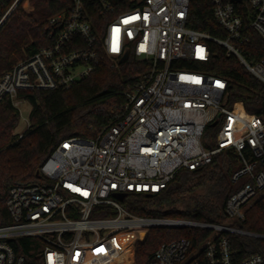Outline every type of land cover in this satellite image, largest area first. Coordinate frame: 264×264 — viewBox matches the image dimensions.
Here are the masks:
<instances>
[{
	"label": "built area",
	"instance_id": "obj_1",
	"mask_svg": "<svg viewBox=\"0 0 264 264\" xmlns=\"http://www.w3.org/2000/svg\"><path fill=\"white\" fill-rule=\"evenodd\" d=\"M192 1L55 0V11L44 22V45L24 50L25 57L0 75V102L9 98L20 112L27 101L19 98L21 91L70 89L97 70L102 51L114 65L131 51L151 63L144 79L124 92L114 123L95 138L64 140L41 166V183L10 188L13 223L0 226V264H86L78 252L108 243L136 264L137 244L161 229L193 233L160 245L148 264H264L261 254L240 260L230 238L264 239L241 227L264 192V118L227 106L226 78L185 64L208 62L209 42H215L264 84V57L252 62L241 51L248 41L246 10L254 13L250 28L264 39V0H211L224 39L187 26ZM31 2L0 0V29ZM212 123L221 128L208 148L203 138ZM227 150L242 164L233 182H248L227 200L226 223L142 216L118 198L159 194L181 170L207 166ZM104 209L114 214L95 216ZM127 234L134 236L129 240ZM19 239L33 241L29 260L16 249Z\"/></svg>",
	"mask_w": 264,
	"mask_h": 264
},
{
	"label": "trees",
	"instance_id": "obj_2",
	"mask_svg": "<svg viewBox=\"0 0 264 264\" xmlns=\"http://www.w3.org/2000/svg\"><path fill=\"white\" fill-rule=\"evenodd\" d=\"M35 7H45L54 13L55 0H42L21 7L0 29V75L25 57L30 51L44 45L42 39L45 20L33 12ZM248 28V41L241 45L244 56L257 62L264 57V39L250 22L254 13H243ZM187 26L224 39L226 32L221 28L213 12L211 0H193ZM100 28V32H102ZM35 43L29 46L31 40ZM211 57L208 62H189L188 69L202 70L228 80L227 106L244 116L264 118V84L242 67L238 59L228 55L220 44L209 42ZM151 63L136 58L133 51L125 61L114 65L101 52L97 70L70 89L21 91L19 98L30 103V126L19 138L15 130L20 120L19 110L9 98L0 102V226L13 223L7 207L10 188L16 184L41 183L40 168L47 158L69 138H95L103 127L115 122L121 113L126 98L124 92L144 79ZM221 124H210L203 144L213 148ZM238 155L227 150L217 155L213 162L196 170H181L166 190L148 195L128 193L120 202L130 212L142 216L192 219L202 222L223 224L228 221L225 205L229 197L237 192L248 179L235 183L233 174L241 168ZM110 210H102L95 216H110ZM241 227L251 233L264 235V193L246 212V221ZM189 230H152L144 243L136 246V264H148L152 254L165 242L179 238H191ZM133 234H127L129 240ZM240 260L253 254L264 257V239L239 235L230 237ZM30 239L16 241L19 253L30 257ZM20 245V246H19ZM86 264H128L129 257L119 256L108 243L98 249L81 251Z\"/></svg>",
	"mask_w": 264,
	"mask_h": 264
},
{
	"label": "rangeland",
	"instance_id": "obj_3",
	"mask_svg": "<svg viewBox=\"0 0 264 264\" xmlns=\"http://www.w3.org/2000/svg\"><path fill=\"white\" fill-rule=\"evenodd\" d=\"M33 12L36 13L38 18L41 17L42 18L41 20H46L47 17L50 16L48 9L45 8V7H35L33 9ZM20 109H21L20 110L21 116H20V120H19V123H18L19 127L16 128V130L14 132L15 134L23 133L28 128V121H29V116H30V112H31L32 107H31L29 102L22 101L21 104H20ZM261 195L257 199H259L261 197Z\"/></svg>",
	"mask_w": 264,
	"mask_h": 264
},
{
	"label": "water",
	"instance_id": "obj_4",
	"mask_svg": "<svg viewBox=\"0 0 264 264\" xmlns=\"http://www.w3.org/2000/svg\"><path fill=\"white\" fill-rule=\"evenodd\" d=\"M235 1H241V0H235ZM127 54L126 55H124L123 57H122V59H121V62H123V61H125L126 59H127ZM214 125L216 124V123H213ZM126 197V194H122V195H118V198L120 199V200H124V198Z\"/></svg>",
	"mask_w": 264,
	"mask_h": 264
}]
</instances>
